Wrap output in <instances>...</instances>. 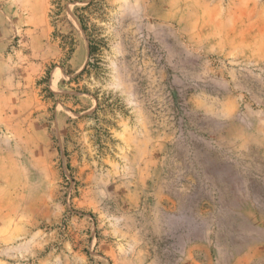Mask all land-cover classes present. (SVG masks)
<instances>
[{"label": "rangeland", "instance_id": "1", "mask_svg": "<svg viewBox=\"0 0 264 264\" xmlns=\"http://www.w3.org/2000/svg\"><path fill=\"white\" fill-rule=\"evenodd\" d=\"M90 1L0 0V264H264V0Z\"/></svg>", "mask_w": 264, "mask_h": 264}, {"label": "trees", "instance_id": "2", "mask_svg": "<svg viewBox=\"0 0 264 264\" xmlns=\"http://www.w3.org/2000/svg\"><path fill=\"white\" fill-rule=\"evenodd\" d=\"M98 2H99V0H91L87 5L81 7L80 11H87L92 6L97 4ZM59 4H61V2H59ZM79 19L81 21L83 29L85 30V32L88 35V38H89V41H90V56H91V58H93L94 55L97 53V50H98V42L93 37V33H92V30H91V28L89 26L87 16L83 12H80L79 13ZM97 61H99V60L97 59ZM91 64H92L91 62L88 63V65H91ZM87 66H86V68L83 69L81 74L84 73L87 70ZM49 76H50V73H48V76L45 79H43L42 82L47 83L49 81Z\"/></svg>", "mask_w": 264, "mask_h": 264}]
</instances>
